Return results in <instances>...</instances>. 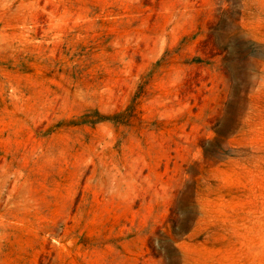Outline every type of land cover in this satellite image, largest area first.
<instances>
[{
  "label": "rangeland",
  "instance_id": "1",
  "mask_svg": "<svg viewBox=\"0 0 264 264\" xmlns=\"http://www.w3.org/2000/svg\"><path fill=\"white\" fill-rule=\"evenodd\" d=\"M0 264H264V0H0Z\"/></svg>",
  "mask_w": 264,
  "mask_h": 264
}]
</instances>
